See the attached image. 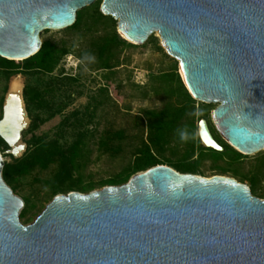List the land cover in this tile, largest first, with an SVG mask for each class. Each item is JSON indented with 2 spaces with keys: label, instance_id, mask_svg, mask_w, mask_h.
<instances>
[{
  "label": "water",
  "instance_id": "obj_1",
  "mask_svg": "<svg viewBox=\"0 0 264 264\" xmlns=\"http://www.w3.org/2000/svg\"><path fill=\"white\" fill-rule=\"evenodd\" d=\"M97 1L130 44L158 35L188 95L217 105L211 123L229 147L264 152V0H0V59H30L43 32L73 27ZM201 123L214 144L203 146L221 151ZM25 128L13 130L4 106L0 139L14 158ZM3 169L0 154V264H264V200L234 179L155 166L118 187L58 195L22 225Z\"/></svg>",
  "mask_w": 264,
  "mask_h": 264
},
{
  "label": "rangeland",
  "instance_id": "obj_2",
  "mask_svg": "<svg viewBox=\"0 0 264 264\" xmlns=\"http://www.w3.org/2000/svg\"><path fill=\"white\" fill-rule=\"evenodd\" d=\"M100 6L97 1L79 11L81 21L76 28L40 35L42 47L55 50L50 72L26 69L23 61L13 66L0 62V121L14 79L22 83L27 120L20 141L25 151L18 158L0 141L3 180L24 203L19 217L22 225L31 224L58 195H86L121 186L120 179L128 173L130 178L135 176L133 154L147 139L152 114L174 108L179 101L177 62L165 54L158 35L142 46L130 44L119 35L113 19H91ZM114 33L126 44L112 51L111 69H103L105 57L100 56L98 46ZM216 107L195 101L184 116L183 125L192 128L193 153L173 138L159 153L153 148L152 156L160 166L184 167L190 170L188 174L206 179L231 178L250 191L253 181L252 195L264 200V152L238 153V157L228 151L219 156L200 152L199 147L210 149L200 139L201 122L222 149L215 152L224 151L226 143L210 118ZM119 133L122 140L116 136ZM111 181L119 183L108 184Z\"/></svg>",
  "mask_w": 264,
  "mask_h": 264
},
{
  "label": "trees",
  "instance_id": "obj_3",
  "mask_svg": "<svg viewBox=\"0 0 264 264\" xmlns=\"http://www.w3.org/2000/svg\"><path fill=\"white\" fill-rule=\"evenodd\" d=\"M78 14L76 15V22L71 28H76L81 18L78 17ZM99 17L100 19L104 18L101 13L98 10H95L94 13L91 16V19L94 20V17ZM111 20V18H109ZM126 44L124 41L120 40L118 36L114 33L111 35V37H107L102 39L98 46V52L101 57H105V63L103 64V69H111L110 65V58L113 50H116L117 47ZM55 54V50L52 47L43 46L38 54L31 57L30 59L23 61L24 66L26 69H37V70H44L50 72L52 69L53 64V56ZM0 62L4 64L5 66H13L14 62L6 61L3 59H0ZM178 103L176 107L174 108H168L163 112L160 113H153L151 116V119L148 121L147 126V139L145 142L142 143V146L133 154V167L131 168L132 174H137L140 172H144L152 167L160 166L162 164H159L155 157L152 156V150L153 148L159 153L160 149L166 144L170 142L173 138L177 140L178 143L188 146L187 151H191L193 153L195 142L192 135V128L191 126L186 127L183 125V118L189 111V109L193 106L195 101L188 95L184 87L179 84L178 88ZM187 131L188 137L185 140H181L179 136V131L183 130ZM186 127V128H185ZM120 140L123 139L122 133H119L116 135ZM2 142V140L0 139ZM3 143V142H2ZM104 146V145H103ZM222 147L224 148V151L222 153H217L215 151H212L210 149H203L202 147H199L200 152H207L214 154L215 156L222 155L225 151L230 152L234 156L238 157L241 156L238 153H236L232 148H230L226 144H222ZM41 150H44V147H39ZM5 169V167H4ZM3 169V170H4ZM176 172L181 174H188L190 173V170L187 168L182 167H175ZM129 171H125L127 173ZM124 173V174H125ZM128 173L124 178L120 179V183L125 184L127 180L130 178ZM121 175L120 177H122ZM115 181L108 182V184H114L119 183ZM254 182H251V194L254 190ZM262 199V198H260Z\"/></svg>",
  "mask_w": 264,
  "mask_h": 264
},
{
  "label": "bare ground",
  "instance_id": "obj_4",
  "mask_svg": "<svg viewBox=\"0 0 264 264\" xmlns=\"http://www.w3.org/2000/svg\"><path fill=\"white\" fill-rule=\"evenodd\" d=\"M5 109L10 117V123L13 126V130L22 126L26 127L27 120L22 101V83L19 79H14L10 83L5 100ZM13 132L14 131L11 133ZM199 133L201 136V141L205 146H214L209 138L204 123L200 124ZM12 147H14V149H18L16 152L17 155L23 150L20 142H16Z\"/></svg>",
  "mask_w": 264,
  "mask_h": 264
},
{
  "label": "clouds",
  "instance_id": "obj_5",
  "mask_svg": "<svg viewBox=\"0 0 264 264\" xmlns=\"http://www.w3.org/2000/svg\"><path fill=\"white\" fill-rule=\"evenodd\" d=\"M179 136H180V139H181V140H185V139H187V137H188V133H187L186 130H180V131H179Z\"/></svg>",
  "mask_w": 264,
  "mask_h": 264
}]
</instances>
